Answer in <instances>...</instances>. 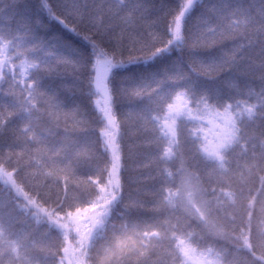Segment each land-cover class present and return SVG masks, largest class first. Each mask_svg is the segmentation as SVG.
I'll use <instances>...</instances> for the list:
<instances>
[{"label":"snow or ice","instance_id":"obj_1","mask_svg":"<svg viewBox=\"0 0 264 264\" xmlns=\"http://www.w3.org/2000/svg\"><path fill=\"white\" fill-rule=\"evenodd\" d=\"M13 5H20L21 0H11ZM199 4L206 9L205 13L195 19L193 30L189 33L185 31V19L190 15L193 8ZM6 9L0 10V12ZM37 12L46 15L49 21H55L65 30L72 33L75 37L82 40L89 48L94 63L92 70L94 72V86L96 92L95 104L102 115V126L97 130L103 140V143L112 156V167L109 173V185L119 188L121 186V145L118 142L120 135V122L114 112L113 95L111 94L110 80L114 70L113 55L104 47L102 41L95 39L97 33L109 36L115 42V46L123 50H131L136 55H129L127 60H122L119 67L123 68L127 63L140 62L148 63L158 55L169 52L173 48L188 47L195 51L201 48H213L222 45L227 40L235 41L242 38L238 43H234L231 49L222 51L219 61L205 63L198 59H193L189 67L193 72L200 71L204 74L213 72L218 63L234 64L238 61L241 54L246 48L255 45L260 46L261 61L256 66L264 70V5H261L255 15H252L249 9L242 6L235 8L229 5L223 7L207 6L205 0H175L174 4H170L168 0H159L158 3L148 2V0H92L89 7L88 0H39ZM31 15L21 17L20 28L16 35L17 53L24 57L20 64L21 75L29 77V80L14 79V83L24 84V89L19 93L23 96L27 92L30 100H34L35 104L28 103L26 115L29 117V124L22 126L21 132L24 138L33 140L36 143L42 142V137L38 136L31 130L30 121L33 115L43 107L50 117L59 119L63 117L65 120H71L75 126L82 127L86 121L82 117L80 111L76 107L65 108L59 102L58 94L49 92L40 87L39 78L32 80L31 73L33 70L37 72H46L52 74L57 71L59 66L79 72L83 67V54L80 50L68 47L66 52H56L48 50L45 53V59L33 60L28 53L37 49H42L44 42L37 39L36 30H47L48 25L43 23L41 15ZM15 15V13H14ZM13 16L5 17L11 20ZM91 26V27H89ZM95 29V33L92 29ZM31 38L34 42L23 46L26 39ZM13 44V40L0 35V69L9 59L8 49ZM53 58V63H47L46 58ZM264 78V76H262ZM3 71L0 70V82L5 81ZM187 79V75L178 66L167 68L162 74L154 75L150 79L135 81L131 77L126 78V83H121V93L137 99L145 96L153 98L150 104L143 110L131 111L128 116L134 117L144 123L145 126H151L152 121H156L160 125L161 133L170 137L172 141L177 140V124L178 118L187 114L189 117L199 119L201 117L193 115V105L197 111H203L207 114L205 118L212 125L213 129H219L214 133L215 139H209L200 145V151L205 157L206 162H211L212 167L208 169L207 174L215 177L217 180H223L230 172L233 171L231 159L226 154L229 146H235L239 139L234 131L235 120L233 114L225 109L223 112L214 110L209 94L197 93L194 88L186 87L182 90L177 86ZM30 81V82H29ZM237 92L246 91L249 98L254 103L246 107L245 111L249 122H254L257 112L256 109H264V89L257 91L255 88L242 89L239 81H233L228 85ZM65 94H71L76 91L74 83L65 82L62 85ZM159 93V95H157ZM166 109L161 114V110ZM21 111L25 110V106L21 105ZM14 111H6L0 113L2 124L0 127H6L8 120L16 115ZM223 121V123H218ZM196 130L194 129V132ZM199 131H204L200 128ZM67 139V137H65ZM67 147L79 153L82 149L80 146L69 144ZM64 145H61V149ZM260 157L264 159V135L260 136ZM59 151V150H58ZM171 156L172 151L165 153ZM255 155V154H254ZM40 164L43 168H47L43 164V157L39 159L27 154L23 149L13 150L6 148L0 152V183H2L8 193L15 197L14 203L17 204L18 210H30L36 206V201L32 199L27 190L25 182L19 178L21 167L27 170L28 176L39 185L40 176H48L53 174L51 170L41 171V168L34 167ZM256 164V159L245 161L241 165V176L245 181L252 173V168ZM65 176V188L68 187L69 174L67 169L61 170ZM47 187V185H45ZM182 190L186 193L187 199L182 201L184 209L189 214L197 211L203 214V210L207 209L212 202L222 204L224 200H236L234 191L224 190V185L219 187L223 191V198L216 195L217 187L212 185L205 186L197 174L189 173L186 175L182 185ZM210 189V192H209ZM262 190H264V178H262ZM103 192L104 189L102 188ZM198 198V199H197ZM260 197L252 200V212L246 213L247 227L241 223L240 230L235 233V239L238 244L244 248L254 252L253 244V226L252 220L255 216V233L257 239L264 238V209L260 210V214L256 213V205ZM194 202L198 207L193 210ZM111 200L104 198L101 206L102 210L96 209L95 215L90 218L95 224L101 223V218L109 211L108 205ZM170 206L175 207L174 200L170 197L168 200ZM133 207H142L143 205L133 203ZM40 213L34 214L36 224L46 221L50 225H54L57 229L63 230L64 233L75 231L79 234L82 242L88 238V232L91 231L89 225H85L83 221L89 218V209L77 210L76 213L70 214L71 225L63 222L54 210L41 209ZM208 231L218 237L233 236V233H226L224 226L215 221L208 223ZM145 236L147 232L143 233ZM194 234V233H193ZM152 235L161 236V233L154 232ZM67 238V237H66ZM129 243L135 246V241L130 238L121 240V247H127ZM142 251L146 255H156L159 260V253L156 249L159 244L151 240L142 242ZM183 247L181 251L187 261L191 264H202L201 258L193 254V249L189 243L184 240L180 241ZM223 253H217V259L209 261V264H222ZM75 260V252L71 247L64 249V261ZM9 264H14L10 261ZM36 264H48L47 260L36 261ZM63 264V262H62Z\"/></svg>","mask_w":264,"mask_h":264},{"label":"clouds","instance_id":"obj_2","mask_svg":"<svg viewBox=\"0 0 264 264\" xmlns=\"http://www.w3.org/2000/svg\"><path fill=\"white\" fill-rule=\"evenodd\" d=\"M148 2L158 3L159 0H148ZM261 3L264 5V0H261ZM89 7H91V3H89ZM37 30V39L42 40L44 46L42 49L28 53V56L33 60L41 59L43 62L45 53L50 49L58 53L66 52L65 50H58V45L55 43L58 41V37L48 36L45 39L44 33L47 30ZM92 31L95 33L94 28ZM95 39L102 41L104 47L112 53L114 57L113 64L115 66L110 86L111 94L114 97V112L120 122L118 142L121 145L122 160L120 169L121 186L119 188L112 187L111 193L108 192L109 183L107 177L112 167V156L105 147L97 130L102 126L103 119L95 104V74L92 70L94 61L89 48L87 51H81L84 59L83 67L79 72L66 69L62 65L57 68V72L60 73L59 79L61 83L54 90H50L44 85V81L49 80L52 74L37 72L35 70L31 73L32 80L39 78L41 82L40 87L58 94L59 101L65 108L76 107L79 109L86 121L85 125L81 127V131L85 135H95V152L97 157L102 160V166L96 170L98 176L96 180L85 181L83 183L70 182L67 188L57 182L55 188L46 193L48 196L46 203L52 206L56 215L63 222H67L70 225V214L76 213L77 210H90L89 218L84 220V223L91 228V231L87 234V240L82 242L79 234L74 230L68 233L58 230L57 259L52 261V264H62V262L63 264H191V261H187L181 251L183 247L180 243L181 240H184L186 243H196V254L201 258L202 264H209V261L216 260L218 252L223 253L222 257H220L222 264H264V238L257 239L255 216L252 220L254 252L238 244L235 239V233L240 230L241 223L244 224L245 229L247 227L246 213L253 211L250 206L252 200L258 196L260 197L255 210L257 214H260V210L264 209V190H262L264 159L256 160L252 173L246 181L242 179L240 171L233 170L230 172L223 179L224 190L234 191L236 193V200H224L222 204L212 202L207 209L203 210L202 215L199 211L194 214H189L185 211L182 218L178 216L174 217V208L169 205V198L162 197L157 203L152 204L151 207H147L138 197L133 196L131 192L127 191L130 177H127L126 173L147 166L132 163L138 153L156 148L161 159L170 160L177 157L184 158L185 151L187 150L190 153L191 159L206 161L200 151V145L209 139L214 140V133L218 132L219 129H213L208 119L205 118L207 114L203 111H197L195 105H193V115L194 117L199 116L201 118L196 119L189 117L187 114L179 117L176 141H172L170 137H166L161 133L158 122L152 121L151 126H145L142 121L128 116V113L131 111L145 109L154 97L145 96L142 99H137L122 94L121 83H126L127 77L121 78L119 85L115 86L113 83L115 73L131 65L144 62L127 63L123 68H120V61L127 60L130 54L136 55L137 53L117 48L115 42L109 36L97 33ZM240 39L242 38H237L235 41L227 40L222 45L213 48H201L193 51L188 47H178L169 51L177 53L171 68L178 66L187 75L185 81L177 86L170 87H178L181 90L186 87H192L197 93L209 94L215 111L223 112L225 109H228L233 114L235 120L234 131L239 140L243 138L245 122L255 123L257 120L264 121V109H256L257 115L255 121L249 122L245 111L246 108L241 105L247 104L251 106L254 103L253 99H242L239 93L242 92L244 97H248L247 92H237L228 85L233 81L240 82L242 77H247L248 83L243 89L249 87L255 88L257 91L264 89V78H262L264 70L256 66V63L260 62L262 57L254 61L255 68L257 69L255 72L247 71L241 67L245 61V51L236 63H218L216 69L208 74L200 71L193 72L189 64L194 58L205 63L219 61L222 51L231 49L234 43H238ZM49 41L53 43L49 45ZM8 57L9 59L4 63L2 69H0L3 71L4 76L8 78L11 75L13 79L29 80V77L21 75L20 64L24 57L17 53L16 44L13 43L9 46ZM46 60L47 63L49 60L54 62L51 57H47ZM69 79L76 85V91L71 94H65L62 85L65 83L64 81ZM201 80L213 84L220 82L228 88L230 93H237V95H223L219 89L202 85L200 83ZM82 100H86L88 108L83 106ZM142 101H146L147 103L141 107H137V104ZM117 104H126L128 108L121 114L116 110ZM163 111H166V109H162L161 114H163ZM49 117V114L43 107L39 108L33 116L37 122L48 120ZM218 123L222 124L223 121H218ZM200 128H203L204 131H199ZM194 129L196 130L195 132ZM233 148L234 146H229L226 150V154L229 157ZM170 150L172 151V155L166 156L165 153ZM234 181L247 187V191L243 197L237 194L236 188L233 186ZM256 181L259 183L258 188L253 187V183ZM102 188L104 189L103 192L101 191ZM219 193L223 195L220 187ZM144 195H149V193L145 192ZM105 197L111 200V203L108 205L109 211L101 218V223L95 224L90 218L92 215H95L93 205L96 206V209L102 210L101 206ZM133 203L143 206L133 207L131 206ZM138 208L160 213L159 224L151 225L146 229H140L137 226L129 227V222L124 217L130 215ZM210 221L222 224L225 232L233 233V236L229 238L210 234L208 231V223ZM144 232H147L148 235L145 236ZM154 232L161 233V236L152 235ZM193 236H198L199 239L193 241L190 239ZM125 237L130 238V241H135V246L129 243L127 247H121V240ZM145 240H151L157 244L161 241L165 243L166 248L163 253H159V260L156 255H146L142 251V242ZM68 247H71L75 252V260L73 261H64V249Z\"/></svg>","mask_w":264,"mask_h":264},{"label":"trees","instance_id":"obj_3","mask_svg":"<svg viewBox=\"0 0 264 264\" xmlns=\"http://www.w3.org/2000/svg\"><path fill=\"white\" fill-rule=\"evenodd\" d=\"M88 2L92 3V0H88ZM168 2L174 4L175 0H168ZM38 3L39 0H21L20 5L17 6L13 5L11 0H0V10L6 9V11L0 12V35L12 39L14 44L19 43L16 40V35L18 31H22L20 28L21 17L27 14H39L37 12ZM205 4L209 7L229 5L235 8L242 6L249 9L252 15H255L257 9L262 5L261 0H205ZM205 11L206 9L199 4L193 8L190 15L185 19L186 32L190 33L193 30L195 19L204 14ZM39 15H41L43 23L48 25L47 31L44 33L45 39L48 36L58 37V41L55 42L58 45V50L67 51L68 47L80 51L88 50V46L82 40L65 30L60 24L55 21H49L46 15ZM7 16H13V18L9 21L5 19ZM37 32L38 30H36V35ZM33 42L31 38L26 39L23 46ZM51 43L53 42L49 41V45ZM176 56L177 53L175 51L166 52L158 55L147 64L131 65L126 69L118 70L115 73L113 83L118 86L123 77H131L135 81L150 79L154 75L161 74L163 70L171 68ZM260 57L261 50L259 45L246 48L245 61L241 67L247 71L255 72L257 69L254 61ZM48 63L51 64L53 62L49 60ZM59 76L60 73L57 71L53 72L51 78L44 81V85L50 90H54L61 83ZM64 82L72 83L70 79ZM200 83L210 88L219 89L226 96L237 95V93H230L228 88L220 82L213 84L201 80ZM247 83V77L240 79L242 89L247 86ZM24 87L25 85L22 83H14L11 75L5 81L0 82V113L6 114V111L17 113L8 120L6 127H0V152L6 148L13 150L23 149L27 154L38 159L42 156L43 164H46L47 168H43L40 164H36L34 167L41 168V171L51 170L53 174L40 176L38 178L39 185H37L28 176L27 170L23 166L21 167L19 178L25 182L29 194L36 201V206L30 210H18L17 204L14 203L15 197L10 195L5 186L0 183V264H9L10 261H14V264H36V261L43 260H47L48 264H52V261L57 259L56 246L59 229L54 225H50L46 219L39 225L36 224L34 214L40 213L43 215L41 209L53 210L52 206L46 203V200H48L46 193L53 190L57 182L65 186L66 178L61 170H68L70 177L68 183L90 182L98 178L96 170L102 166V160L97 157L95 152V135H85L81 131V127L75 126L71 120H65L63 117L59 119L49 117L48 120L41 122H37L32 117L30 121L31 130L43 139L41 143L25 139V134L21 132V128L29 124V117L26 115L27 104L31 103L34 105L35 101L30 100L27 92L23 96L19 95ZM239 95L242 99H250L249 97H244L242 92ZM82 103L85 108H88L86 100H82ZM145 103L147 102L142 101L137 104V107H141ZM21 105L25 106L24 111L20 110ZM241 106L246 108L248 105L242 104ZM127 108L128 105L126 104L116 105V110L121 114ZM0 124H2V120H0ZM261 135H264V121L245 122L243 138L236 143L230 153L231 166L234 171H240L241 165L245 161L261 159ZM62 144L64 145L63 149H61ZM69 144L73 145V147L80 146L82 150L79 153L70 150L67 147ZM132 163L147 166L126 173V176L130 177L127 191L138 197L147 207H151L152 204L157 203L162 197H171L176 205L173 207L174 217L182 218L185 213L182 201L186 200L187 197L181 194V185L189 173L197 174L205 186L212 185L217 187L216 195H220L223 198V195L219 193V185L223 184L224 181L217 180L207 174L208 169L212 167V163L200 159H191L187 150L184 158L177 157L163 160L159 157L158 150L152 148L138 153ZM107 179L108 181L110 180L109 174ZM233 186L240 197L245 195L247 191L245 185H240L234 181ZM112 187V185H109V193H111ZM253 187H259L258 181L253 183ZM145 192H148L149 195H144ZM197 207L198 204L194 202L193 210ZM124 219L129 222V227L137 226L140 229H146L151 225L159 224L160 213L138 208L130 215L125 216ZM190 239L196 241L199 237L193 236ZM189 244L196 254V243ZM165 248V243L161 241L156 251L163 253Z\"/></svg>","mask_w":264,"mask_h":264},{"label":"rangeland","instance_id":"obj_4","mask_svg":"<svg viewBox=\"0 0 264 264\" xmlns=\"http://www.w3.org/2000/svg\"><path fill=\"white\" fill-rule=\"evenodd\" d=\"M181 194H183L184 196H186L187 197V195H186V193L181 189ZM193 254L195 255V256H197L194 252H193ZM198 257V256H197Z\"/></svg>","mask_w":264,"mask_h":264}]
</instances>
